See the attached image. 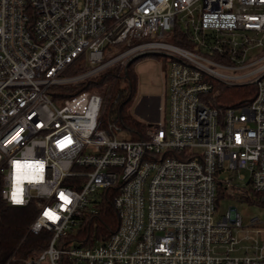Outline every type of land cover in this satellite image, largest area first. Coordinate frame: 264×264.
<instances>
[{"label":"built area","instance_id":"1","mask_svg":"<svg viewBox=\"0 0 264 264\" xmlns=\"http://www.w3.org/2000/svg\"><path fill=\"white\" fill-rule=\"evenodd\" d=\"M149 54L168 65L169 113L143 137L103 125L97 91L49 92ZM80 55L87 67L65 73ZM215 80L256 93L211 106ZM246 178L264 201V0H0V214L33 203L29 231L51 233L20 264H264V226L243 235L251 252L230 254L243 216L217 214L218 187ZM110 194L115 230L70 240Z\"/></svg>","mask_w":264,"mask_h":264},{"label":"trees","instance_id":"2","mask_svg":"<svg viewBox=\"0 0 264 264\" xmlns=\"http://www.w3.org/2000/svg\"><path fill=\"white\" fill-rule=\"evenodd\" d=\"M139 58L130 60L122 68L111 67L96 79L72 85L53 86L49 92L54 100H59L84 89L97 91L103 96L101 114L103 125L114 119L128 130L130 138L143 137L145 123L130 111L138 90L135 62ZM86 67L84 56L80 55L66 68L65 73H76ZM255 93L256 85L253 82L227 85L215 80L209 92L208 103L220 108L246 104L252 100ZM226 190L222 186L218 187V203L219 197L225 195ZM34 214L33 203L25 206H11L4 203L1 205L0 248L3 263L20 264L21 258L45 246L51 235L50 231L43 229L33 233L28 229ZM118 223V215L110 194L102 201L99 212L83 221L75 232L69 233L68 238L78 244H92L98 239L106 238L115 230Z\"/></svg>","mask_w":264,"mask_h":264},{"label":"rangeland","instance_id":"3","mask_svg":"<svg viewBox=\"0 0 264 264\" xmlns=\"http://www.w3.org/2000/svg\"><path fill=\"white\" fill-rule=\"evenodd\" d=\"M257 51L251 49L250 52ZM135 70L138 76V90L137 95L131 105V113L138 119L144 121L145 117L142 115V108L148 107L152 116L165 120L168 117V65L163 62V57L157 54H149L140 56L135 62ZM148 100L149 102L146 103ZM127 132L118 133V137H124ZM247 173V172H245ZM247 178L243 181L241 187L244 190H237V188H229L226 190L225 195L219 197L218 212L226 210L230 206H235L242 213L244 229L239 231L238 236L240 241L236 244V249L230 251V254L243 255L246 253V248L249 247L251 252V240L245 238L243 235H255L256 227L264 226V201H262L260 193L254 192L249 189L246 184ZM257 216L261 220L255 224H250L249 221L252 217ZM76 231V229H73ZM260 239V235H259Z\"/></svg>","mask_w":264,"mask_h":264},{"label":"crops","instance_id":"4","mask_svg":"<svg viewBox=\"0 0 264 264\" xmlns=\"http://www.w3.org/2000/svg\"><path fill=\"white\" fill-rule=\"evenodd\" d=\"M137 95V94H136ZM136 97V96H135ZM147 102L146 103H148L149 101L148 100H146ZM134 102V101H133ZM133 104V103H132ZM141 110V113H142V115L145 117L144 119V121H150V120H157V119H159V118H156V117H154V116H152V114H150V112H149V110H148V107H146L145 109L144 108H142V109H140Z\"/></svg>","mask_w":264,"mask_h":264},{"label":"snow or ice","instance_id":"5","mask_svg":"<svg viewBox=\"0 0 264 264\" xmlns=\"http://www.w3.org/2000/svg\"><path fill=\"white\" fill-rule=\"evenodd\" d=\"M14 197H15V194H14ZM61 199L64 201H67V198L64 197L63 194H61ZM44 215L53 221L57 219V217L50 211H45Z\"/></svg>","mask_w":264,"mask_h":264},{"label":"clouds","instance_id":"6","mask_svg":"<svg viewBox=\"0 0 264 264\" xmlns=\"http://www.w3.org/2000/svg\"><path fill=\"white\" fill-rule=\"evenodd\" d=\"M19 192H20V189H19V187H17L16 194H15V197L13 200V202L17 203V204L23 203V201L20 199ZM67 203H68V200L65 201V204H67ZM37 227H38V225H37Z\"/></svg>","mask_w":264,"mask_h":264}]
</instances>
